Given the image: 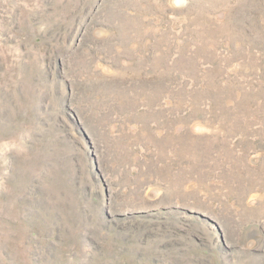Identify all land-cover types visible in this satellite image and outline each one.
<instances>
[{
	"label": "rangeland",
	"instance_id": "rangeland-1",
	"mask_svg": "<svg viewBox=\"0 0 264 264\" xmlns=\"http://www.w3.org/2000/svg\"><path fill=\"white\" fill-rule=\"evenodd\" d=\"M0 264H264V0H0Z\"/></svg>",
	"mask_w": 264,
	"mask_h": 264
}]
</instances>
